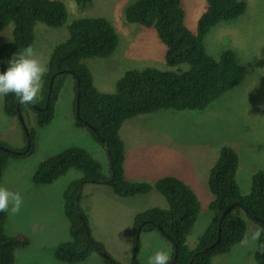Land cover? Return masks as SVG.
<instances>
[{
  "label": "trees",
  "instance_id": "obj_1",
  "mask_svg": "<svg viewBox=\"0 0 264 264\" xmlns=\"http://www.w3.org/2000/svg\"><path fill=\"white\" fill-rule=\"evenodd\" d=\"M73 2L77 7L84 8L92 0ZM204 2L205 7L196 20L194 31L184 23L182 0H130L125 5L124 21L152 29L164 45L163 60L169 70L152 67L129 69L117 79L112 93L98 91L86 61L112 55L118 45V36L111 23L103 17L79 18L66 26V39L50 53L48 72L43 77V87L37 101L20 104L12 94L3 97L2 109L6 117L18 118L20 114L25 123L26 111L33 109L36 126L42 128L53 118L54 103L67 77L73 79L75 115V87L78 81L79 109L78 118L74 116V124L86 129L107 155V175L103 174L101 165L88 152L77 147L67 148L46 158L32 175L35 185H49L71 169L81 174L80 179L71 181L64 191L63 210L68 222L69 240L56 246L53 252L55 260L78 264L93 253L100 255L98 249L103 250L89 233L87 219L79 206L81 195L77 202L81 220L75 211L78 190L87 182L108 187L120 199L145 195L152 189L160 194L166 207H148L137 213L132 229L134 234L137 228L140 231H158L172 247L169 264H211L214 256L228 253L242 241L246 229L245 221L236 214L238 207L258 228H264V170H257L251 176L249 193L242 195L235 176L238 159L235 151L229 147L220 148L218 158L209 170L206 183L212 199L207 209L214 214L192 249L186 245V240L200 208L195 192L173 176L160 177L154 183H133L124 175V143L119 130L126 120L160 110L202 112L245 79V68L240 65L234 51L223 49L219 51L220 54L213 55L218 56L214 58L204 47V37L214 27L235 21L245 13V0ZM66 21L67 10L59 0H0V33L11 26L10 39L0 46V71L7 67L11 56L32 45L37 23L58 28ZM182 65L186 68L183 69ZM51 77L53 80L47 101ZM27 130V135L23 132V149H12L0 141V182L10 159L34 152V130ZM6 214L0 212V264H14V252L26 247L28 240L22 234L5 233ZM218 229L219 241L216 243ZM260 244H264V233L255 242V264H264V249L260 248ZM138 247L139 242L135 256ZM102 259L104 264H118L108 255Z\"/></svg>",
  "mask_w": 264,
  "mask_h": 264
},
{
  "label": "rangeland",
  "instance_id": "obj_2",
  "mask_svg": "<svg viewBox=\"0 0 264 264\" xmlns=\"http://www.w3.org/2000/svg\"><path fill=\"white\" fill-rule=\"evenodd\" d=\"M59 1L67 10L66 24L51 28L37 23L34 27L31 46L42 62L47 64L53 48L66 39V26L72 20L103 17L115 29L118 45L109 57L86 61L98 91L112 93L117 79L129 69H170L163 60L165 47L154 31L124 21L123 9L130 0H92L84 8L77 7L73 0ZM182 3L184 23L194 31L205 2L182 0ZM245 3L246 11L240 18L220 23L204 37V47L211 56L223 49L236 53L240 65L245 68L244 81L223 93L202 112L160 110L126 120L119 130L128 181L154 183L160 177L173 176L195 192L200 208L186 240L190 249L213 218L214 213L207 209L212 196L206 180L220 148L229 147L236 153L235 176L242 195L249 193L250 178L256 170H264V0H245ZM10 37L11 26L0 33V46ZM181 67L186 68L185 65ZM65 80L48 125L38 128L33 109L26 111L29 112L26 127L35 132V150L28 156L10 159L2 174L0 186L20 193L23 199L18 214H6L5 233L22 234L28 240L26 247L14 252V264H65L53 257L56 246L69 240L63 195L69 183L81 174L71 169L49 185H35L32 175L40 162L67 148L77 147L88 152L101 165L105 175L108 173L103 147L86 129L74 124L73 79L67 77ZM2 107L3 98L0 99V141L12 149H23L24 131L19 119L6 117ZM79 206L92 239L103 251L118 264H133L134 216L148 207L165 208L166 203L153 189L145 195L120 199L108 187L87 182L82 188ZM236 212L245 221L244 237L258 228L241 208ZM138 242L136 264H146L157 248L172 255L170 243L156 230L140 231ZM254 247L251 240L247 245L240 242L228 253L214 256L211 264H255ZM78 264L104 262L100 255L93 253Z\"/></svg>",
  "mask_w": 264,
  "mask_h": 264
},
{
  "label": "clouds",
  "instance_id": "obj_3",
  "mask_svg": "<svg viewBox=\"0 0 264 264\" xmlns=\"http://www.w3.org/2000/svg\"><path fill=\"white\" fill-rule=\"evenodd\" d=\"M47 72V64L41 61L33 46H26L22 51L11 56L7 67L0 71V99L12 94L20 104L35 103L42 91L43 77ZM22 205L23 199L20 193L0 186V212L16 215L20 212ZM262 233H264V228H256L250 235H246L241 243L247 245L249 240L255 243L260 240ZM260 248L264 249V244H260ZM169 260L170 253L163 248H157L147 258L146 264H169Z\"/></svg>",
  "mask_w": 264,
  "mask_h": 264
},
{
  "label": "water",
  "instance_id": "obj_4",
  "mask_svg": "<svg viewBox=\"0 0 264 264\" xmlns=\"http://www.w3.org/2000/svg\"><path fill=\"white\" fill-rule=\"evenodd\" d=\"M52 80H53V77H51V80H50V83H49V90L51 88V84H52ZM79 82L77 81L76 83V97H75V115L76 117L78 118V109H79ZM48 98L49 96L47 97V101H48ZM47 101H46V107H47ZM18 119H19V122L21 123V126L23 128V131L24 133L27 135L28 132H27V129H26V126L24 124V121L21 117V115L19 114L18 115ZM100 142H103L102 139H99ZM29 139H27V149H28V146H29ZM80 192L81 190L79 189L78 190V195L75 199V202H74V205H75V211H76V214L77 216L79 217V219L81 220V216L80 214L78 213V209H77V205H78V197L80 196ZM139 233H140V228L137 229L136 233L134 234V241H133V250H132V260H133V264H136V260H135V252H136V248H137V244H138V238H139ZM219 241V229H218V235H217V240H216V243ZM98 252L100 253V255L104 258H107V254L103 251V250H100L98 249ZM176 254L174 253V258H175Z\"/></svg>",
  "mask_w": 264,
  "mask_h": 264
},
{
  "label": "bare ground",
  "instance_id": "obj_5",
  "mask_svg": "<svg viewBox=\"0 0 264 264\" xmlns=\"http://www.w3.org/2000/svg\"><path fill=\"white\" fill-rule=\"evenodd\" d=\"M251 72V71H250ZM225 148V147H224ZM225 149H228V148H225ZM123 164V163H122ZM257 171V170H256ZM134 183V182H133ZM137 195V194H136ZM142 195V194H141Z\"/></svg>",
  "mask_w": 264,
  "mask_h": 264
},
{
  "label": "crops",
  "instance_id": "obj_6",
  "mask_svg": "<svg viewBox=\"0 0 264 264\" xmlns=\"http://www.w3.org/2000/svg\"><path fill=\"white\" fill-rule=\"evenodd\" d=\"M124 175H125V171H124ZM125 178H126V176H125Z\"/></svg>",
  "mask_w": 264,
  "mask_h": 264
}]
</instances>
